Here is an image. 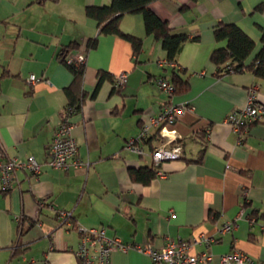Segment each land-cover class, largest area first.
Instances as JSON below:
<instances>
[{
  "label": "crops",
  "instance_id": "obj_1",
  "mask_svg": "<svg viewBox=\"0 0 264 264\" xmlns=\"http://www.w3.org/2000/svg\"><path fill=\"white\" fill-rule=\"evenodd\" d=\"M109 1L0 0V146L11 158L33 156L41 164L37 175L18 170L10 190L1 191L0 185V264H81L74 254L77 226L104 227L107 236L153 248L203 233L208 244L191 251L212 252L214 260L207 264H237L219 262L220 254L233 250L264 264V114L242 141L225 122L245 104L251 85H257L264 104V80L249 70L220 75L210 60L212 50L225 43L213 35L218 20L239 24L256 40L254 51L260 48L264 6L256 8L264 0L151 2L173 32L190 37L174 62L161 40L146 32L141 12L120 20L123 32L142 39L137 54L129 40L100 34L85 8ZM94 37L96 45L85 50ZM68 46L65 56L79 51L86 56L78 82L60 56ZM173 70L187 77L188 89L169 97L156 80L170 79ZM100 71L112 79L93 96ZM120 71L127 76L116 87ZM31 74L39 78L35 84L26 81ZM70 94L83 98L72 116V134L88 165L64 170L47 164L46 150ZM168 101L193 108L169 127L179 134L182 155L162 161L163 175L148 184L134 181L130 169L152 166L151 151L162 139L152 131L142 142L143 154L125 144ZM201 129L205 136L195 137ZM60 211L70 212L68 222ZM229 221L233 229L220 235L217 228ZM108 264L151 260L147 252L118 249Z\"/></svg>",
  "mask_w": 264,
  "mask_h": 264
},
{
  "label": "built area",
  "instance_id": "obj_2",
  "mask_svg": "<svg viewBox=\"0 0 264 264\" xmlns=\"http://www.w3.org/2000/svg\"><path fill=\"white\" fill-rule=\"evenodd\" d=\"M66 63H73L75 66L84 65L86 56L84 52L79 51L66 57ZM231 72V69L229 68ZM126 72L120 71L115 75V86H120L126 80ZM39 78L31 74L26 81L35 84ZM157 85L168 94L173 95V84L165 78H157ZM257 85H251L248 89L247 100L245 104L236 110L231 111L225 117V122L229 123L236 131L239 141H242L248 126L264 114V104L258 99ZM193 108L182 104L168 102L162 106L156 115L148 116L140 126L139 133L130 138L125 147L130 151L143 154L142 142L151 137L152 131L156 130L161 142L152 149L151 154L154 164L158 167L157 175H163L159 169L162 161L169 159H178L181 157V148L179 145H171L172 141L179 136L175 128H169L174 125L177 118L186 110ZM74 110L71 106L64 108L62 120L57 126L54 135L47 147V164L53 168L70 169L87 166L88 162L81 159L77 154V142L72 134L73 122L72 116ZM25 169L34 175L41 171V164L33 156H28L26 160H17L9 157L0 146V185L1 191H8L13 187V181L16 172ZM59 216L64 221H69L70 212L60 211ZM254 217L251 222H254ZM232 222H225L217 228L220 235H223L233 229ZM264 227V225H263ZM79 233V244L74 254L81 264H108L111 252L114 250L127 251L130 248L147 252L150 256L151 264H207L214 260V254L210 251L192 252L191 249L197 244L207 245L209 237L203 233L192 237L188 241L168 239L164 245L159 248H153L147 244L145 246L131 245L124 243L119 237H110L105 233L104 227H83L77 226ZM221 263L253 264L249 255L239 250H233L229 253L219 255Z\"/></svg>",
  "mask_w": 264,
  "mask_h": 264
},
{
  "label": "trees",
  "instance_id": "obj_3",
  "mask_svg": "<svg viewBox=\"0 0 264 264\" xmlns=\"http://www.w3.org/2000/svg\"><path fill=\"white\" fill-rule=\"evenodd\" d=\"M153 1L154 0H110L108 3L102 5L86 6L85 14L95 20L100 34H116L129 40L133 48V54H137L141 49L142 39L135 35L123 32L120 28V20L126 13L141 12L146 32L161 40L167 59L170 62H174L182 45L190 37L186 33L173 32L168 22L157 16V14H155L149 7L150 3ZM263 6L264 2L257 5L256 9H262ZM213 35L217 42H225L223 45L214 48L210 54V60L216 66L217 72L220 75L230 73L229 68L231 69V72L249 70L253 72L257 78L264 80V28L260 38L262 44L257 51H254L256 40L237 23H227L218 20L213 26ZM193 38L196 39L197 36H194ZM96 40V37L88 38L85 50L93 48L96 45ZM80 46L81 44L78 43L77 48ZM68 48L70 47H63L60 56L62 61L74 74V78L77 79L76 82H78V79H80V76L83 73L84 65L75 66L73 63H66L65 60L67 56H65L64 53L68 51ZM178 72L179 71L173 70L170 79L162 77L173 84V94H180L188 89L187 77H183V75ZM106 79L112 78L108 73L100 71L93 91V96L96 95L101 84ZM82 102L83 98L81 95L70 94L65 107L71 106L74 110V114H76L80 111ZM260 119L253 121L250 125ZM196 132L197 135L195 137L202 138L206 134L204 129L197 130ZM177 140L178 138L174 140L175 144H178ZM157 170L158 167L153 162L150 167L134 168L130 169L129 172L134 181L148 184L151 179L157 176Z\"/></svg>",
  "mask_w": 264,
  "mask_h": 264
}]
</instances>
